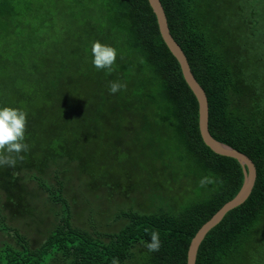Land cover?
<instances>
[{
    "label": "trees",
    "instance_id": "1",
    "mask_svg": "<svg viewBox=\"0 0 264 264\" xmlns=\"http://www.w3.org/2000/svg\"><path fill=\"white\" fill-rule=\"evenodd\" d=\"M22 1L16 9L14 0H0V107L27 112L29 149L15 168L0 166V264H112L113 258L119 264H186L191 238L237 193L243 173L236 159L213 152L202 141L197 101L160 36L148 1ZM160 2L172 37L205 91L210 134L246 154L256 167L250 195L207 232L195 264H262V258L254 257L257 246H264V0ZM26 14L33 21L25 20ZM53 20L57 25L47 34H32ZM95 41L117 50L110 73L92 63ZM110 82L126 88L112 94ZM92 99L108 105L116 120H141L139 130L125 129L140 147L137 154L127 152L126 159L131 154L141 160L138 166L146 181L137 175L127 176L126 182L120 179L128 185L126 194L138 188L148 203L138 210H120L123 221L113 231L79 227L68 208L43 229L44 220L14 211L10 201L26 192L21 173L41 170L42 162L35 158L48 152V144L67 140L64 128L72 123L69 128L74 129L84 113L96 114L87 112ZM82 127V134L76 132L70 142L68 163L85 159L88 166L82 171L93 175L90 165L96 163L101 143L91 155L87 148L103 130L87 144L84 134L96 128L85 123ZM55 176L56 187L41 177L44 184H38L51 204H66L63 180L57 171ZM1 180L9 181L8 186ZM114 186L116 191L121 185ZM147 188L151 194L144 192ZM26 214L36 234H22L11 225L17 215ZM152 231L160 235L156 252L146 247Z\"/></svg>",
    "mask_w": 264,
    "mask_h": 264
},
{
    "label": "rangeland",
    "instance_id": "2",
    "mask_svg": "<svg viewBox=\"0 0 264 264\" xmlns=\"http://www.w3.org/2000/svg\"><path fill=\"white\" fill-rule=\"evenodd\" d=\"M20 1L23 3L22 0ZM20 1L14 0L16 9L23 6ZM24 18L25 20L33 21V18L27 14ZM48 23L49 24L45 29L34 28L32 34H47L49 30L57 25L55 20L49 21ZM32 25L35 27L36 23H33ZM28 26L29 24H27V27ZM1 27L3 26L0 23V28ZM1 40L2 35L0 34V41ZM92 100L93 101H88L87 112L88 110L90 112L94 111L96 114L92 115L91 113H84V116L80 117L78 121H75L74 129L69 128L72 123L64 128L67 140L55 145L48 144V152L43 154L42 157L39 156V158H35L39 163L42 162L41 170H24L27 172L23 171L21 173L23 178L21 184L26 192L19 196L20 200H17L18 195H16L15 198L10 201V206L14 211L18 213L28 211L37 219L44 220L45 223L42 224L43 229L51 227V225L58 220L59 215L64 214L68 208L72 211L73 222L79 227L100 232L113 231L119 228L123 221L119 216L120 210L126 211L131 208L138 210L140 206L143 207L141 204L148 203L147 201H144L142 194L136 187H134L136 189L129 190L126 194L128 185L122 183L120 179L122 178L126 182L127 176L134 179V175H137V180L140 181L142 179L146 181L144 172H141L138 166V162L141 160L138 158L137 160L135 156L131 158V154L129 155L130 159H126L128 155L127 152L131 151L132 153L137 154L140 147L138 143L133 144L129 140V133H126L125 129L132 126L134 129L139 130L142 127L141 120H134L136 118L134 116H121L116 120L114 114L109 113L108 105H101L96 99ZM84 123L86 125H95L96 128L90 133V135L84 134L87 144L91 142L92 138L96 137L94 135L103 130V136L98 137L94 141L92 140V146L87 148L88 154L91 155L95 152L94 145L98 142L101 143L100 148L97 151L96 163L93 165L89 164L91 167L94 166L93 170L95 173L93 175L83 173L82 170L88 166L85 159H83V163L82 161L80 163L78 161L71 164L68 163L73 154L70 142L73 137H76V132L78 135L82 134L81 128H85L82 127ZM87 137L89 138V141L87 140ZM125 137L126 146L124 144ZM81 139H83V137H81ZM55 155H61L62 158L59 159ZM42 158L43 161H41ZM100 163L101 165L97 166V164ZM143 165L146 167L145 163H143ZM56 171L59 173L60 179L63 180L61 195L66 204H51L48 200L47 194L38 184H44V181L46 185L48 184L50 186V188L56 187V176L53 178ZM104 179H108V182ZM1 183L8 186L9 181L1 180ZM115 184L121 185L116 191H114ZM9 191L12 193H18L19 189L15 190L14 188H9ZM119 191H122V193L119 194ZM144 192H149L151 194L152 190L150 191L149 188H147ZM153 192H155V190H153ZM158 193L159 192L152 193V196ZM152 196H150V199H152ZM0 197L3 203L4 194L1 190ZM6 208L9 212L10 208L8 204L6 205ZM29 214L22 216L17 215L10 223L15 228H18L20 233L24 234L27 231L29 233L28 235H33L37 233V230L35 231L33 223L27 217ZM256 253L257 254H255L254 258H262V264H264V246H257Z\"/></svg>",
    "mask_w": 264,
    "mask_h": 264
},
{
    "label": "water",
    "instance_id": "3",
    "mask_svg": "<svg viewBox=\"0 0 264 264\" xmlns=\"http://www.w3.org/2000/svg\"><path fill=\"white\" fill-rule=\"evenodd\" d=\"M147 1L155 15L161 38L168 50L177 60L183 79L197 101L198 129L202 141L213 152L236 159L243 173V181L237 193L204 222L191 238L187 249L186 264H195L199 245L207 232L218 224L229 210L243 203L250 195L256 179V167L246 154L236 150L228 144L216 140L210 134L208 129V101L205 91L195 79L184 52L169 31L166 15L160 0Z\"/></svg>",
    "mask_w": 264,
    "mask_h": 264
},
{
    "label": "clouds",
    "instance_id": "4",
    "mask_svg": "<svg viewBox=\"0 0 264 264\" xmlns=\"http://www.w3.org/2000/svg\"><path fill=\"white\" fill-rule=\"evenodd\" d=\"M92 63L98 70H113L117 59V50L107 44L95 41L92 44ZM126 88V84L110 82L109 91L112 94ZM27 126V112L13 107H0V166L15 168L17 160L23 161L21 153L27 152L28 145L25 143ZM201 183H204L202 181ZM149 252L159 251L161 247L158 231H152L150 242L146 244ZM112 264H119L118 258H113Z\"/></svg>",
    "mask_w": 264,
    "mask_h": 264
}]
</instances>
